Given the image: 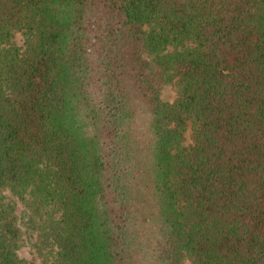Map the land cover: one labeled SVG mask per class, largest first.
Listing matches in <instances>:
<instances>
[{"label": "trees", "instance_id": "obj_1", "mask_svg": "<svg viewBox=\"0 0 264 264\" xmlns=\"http://www.w3.org/2000/svg\"><path fill=\"white\" fill-rule=\"evenodd\" d=\"M25 233L42 264H264V0H0V264Z\"/></svg>", "mask_w": 264, "mask_h": 264}, {"label": "rangeland", "instance_id": "obj_2", "mask_svg": "<svg viewBox=\"0 0 264 264\" xmlns=\"http://www.w3.org/2000/svg\"><path fill=\"white\" fill-rule=\"evenodd\" d=\"M13 40L16 44H20L22 41L21 34L18 31L14 32ZM173 92L168 85H163L161 87V97L163 99H171ZM185 141L188 140L187 130L184 131ZM6 195H10V192L7 189H4ZM16 212L22 215L23 206L20 202H17L14 206ZM19 257H21L25 264H42V255L38 253L31 245L30 238L24 234L23 241L17 249Z\"/></svg>", "mask_w": 264, "mask_h": 264}]
</instances>
